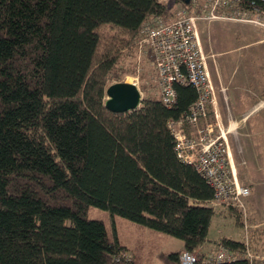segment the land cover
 <instances>
[{
  "label": "trees",
  "instance_id": "1",
  "mask_svg": "<svg viewBox=\"0 0 264 264\" xmlns=\"http://www.w3.org/2000/svg\"><path fill=\"white\" fill-rule=\"evenodd\" d=\"M166 1L0 0V264H136L88 208L177 239L182 251L207 243L213 191L178 160L168 126L195 90L175 84L167 108L141 86L135 111L104 107L109 86L138 76L142 26L169 16ZM217 245L245 253L243 241ZM205 258L197 264H214Z\"/></svg>",
  "mask_w": 264,
  "mask_h": 264
},
{
  "label": "built area",
  "instance_id": "2",
  "mask_svg": "<svg viewBox=\"0 0 264 264\" xmlns=\"http://www.w3.org/2000/svg\"><path fill=\"white\" fill-rule=\"evenodd\" d=\"M152 20L142 26L138 47L139 55L142 47H146L151 56L161 102L167 108L174 105L175 84L190 86L197 94L188 111L168 123L176 156L192 166L212 189L213 200L209 206H228L244 214L251 191L239 183L232 168L225 133L217 125L208 123L210 107L215 103V89L207 57L202 52L198 24H247L264 31V0H190L188 5L179 7L172 20ZM244 244L243 255L218 247L216 252L206 255L204 262L231 263L243 257L252 263L264 259L251 252L247 236ZM179 263L197 264L198 258L183 251Z\"/></svg>",
  "mask_w": 264,
  "mask_h": 264
},
{
  "label": "rangeland",
  "instance_id": "3",
  "mask_svg": "<svg viewBox=\"0 0 264 264\" xmlns=\"http://www.w3.org/2000/svg\"><path fill=\"white\" fill-rule=\"evenodd\" d=\"M166 5L168 7L169 16L163 20L164 22L172 20L180 7L177 0H167ZM150 21L153 20L149 19L147 22ZM198 26H200L198 30L202 52L207 58L209 52L207 51L206 44H208V41L206 40L205 42V39L212 38L221 39L224 47H232L231 49L235 50H239L243 46L246 48L245 50L240 49L238 52H232L226 58H222L221 60L224 62L233 61L235 58L241 60L244 52L250 54L256 53L258 60L264 62V52H260V50L264 49V44H253L255 41L264 39L263 30L247 24L225 22H200ZM137 58L138 61H140V66L138 65V76H128L124 78V83L136 84L141 98L144 95V93L140 91L142 88L141 86L149 89L150 94L152 93L159 98L160 92L156 81V73L151 56L146 47H142V53ZM206 61L207 63L209 62L207 64L209 68L210 60L206 59ZM218 61H220V59H218ZM246 152H248V150H245V153ZM262 154L264 157V149L262 150ZM253 166L252 171L250 170V174L254 180L255 186L252 197H249L246 201L244 214L234 209L231 210L228 206H214L213 208L216 213L211 218L209 224L207 243L200 251L192 253L196 258H199L201 255H208L216 252L218 248L217 242L221 238H231L236 241L245 242L246 236L248 237L251 252L254 255L264 257V158ZM246 167L247 166H242L239 168L242 169ZM232 215L239 216V225L235 224ZM86 217L87 219L101 221L107 230L108 237L112 239L113 235H115L120 244L129 250L128 255L133 257V261L136 264H164V259H162V257L175 251H180V253L183 252V244L181 241L143 228L121 217H111L106 211L88 208Z\"/></svg>",
  "mask_w": 264,
  "mask_h": 264
},
{
  "label": "crops",
  "instance_id": "4",
  "mask_svg": "<svg viewBox=\"0 0 264 264\" xmlns=\"http://www.w3.org/2000/svg\"><path fill=\"white\" fill-rule=\"evenodd\" d=\"M206 40L208 69L215 89V103L210 107L208 123L217 125L225 133L232 168L239 183L251 189V198L255 184L250 170L264 158V62L258 60L256 53L248 52L242 54L241 60L224 62L222 58L246 48L235 50L224 47L221 39ZM253 44L262 45L264 39ZM242 166L247 167L239 168Z\"/></svg>",
  "mask_w": 264,
  "mask_h": 264
},
{
  "label": "water",
  "instance_id": "5",
  "mask_svg": "<svg viewBox=\"0 0 264 264\" xmlns=\"http://www.w3.org/2000/svg\"><path fill=\"white\" fill-rule=\"evenodd\" d=\"M188 5L190 0H180ZM104 107L114 114H124L138 109L141 102V94L134 84L117 83L109 86L106 90Z\"/></svg>",
  "mask_w": 264,
  "mask_h": 264
}]
</instances>
